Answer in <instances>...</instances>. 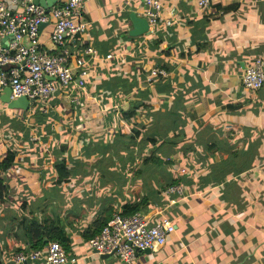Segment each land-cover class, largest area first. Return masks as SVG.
Returning <instances> with one entry per match:
<instances>
[{
	"label": "crops",
	"instance_id": "obj_1",
	"mask_svg": "<svg viewBox=\"0 0 264 264\" xmlns=\"http://www.w3.org/2000/svg\"><path fill=\"white\" fill-rule=\"evenodd\" d=\"M82 1L66 50L95 52L83 89L55 82L45 106L20 110L0 86V264L31 251L26 233L41 223L59 230L70 264H119L88 238L135 204L175 230L133 264H264V85H241L253 60L264 65V0H158L159 24L140 37L129 16L143 18L142 0ZM53 24L38 34L48 55ZM154 68L166 76L147 84ZM152 156L186 170L171 174L183 195L156 189L170 170Z\"/></svg>",
	"mask_w": 264,
	"mask_h": 264
},
{
	"label": "built area",
	"instance_id": "obj_2",
	"mask_svg": "<svg viewBox=\"0 0 264 264\" xmlns=\"http://www.w3.org/2000/svg\"><path fill=\"white\" fill-rule=\"evenodd\" d=\"M34 0L0 1V86L8 85L10 98H25L31 103L46 104L55 91L54 83L61 86L73 85L79 90L87 78L86 59L94 60L95 52L83 50L78 57L69 53L66 46L81 34L82 0H55L49 8L33 4ZM148 29H154L160 21L162 7L158 0H142ZM211 0H197V7L205 9ZM53 21L50 43L57 50L56 55H48L39 46L38 34L41 26ZM27 38L29 47L21 41ZM107 56L106 59H110ZM69 60L73 61L72 66ZM165 71L154 68L146 78L147 84L164 78ZM242 87L250 92L259 91L264 85V65L255 59L241 77ZM45 106V105H44ZM185 171L179 169V174ZM175 188V187H173ZM170 188L166 193H179L180 187ZM178 189V190H177ZM172 223L162 218L158 224L149 225L145 216L135 213L125 217L120 211H113L109 221L100 232L88 241L89 247L97 255L115 257L119 264H133L135 253L163 247L173 234ZM14 264H67L69 260L57 242H49L41 250L18 252L12 258Z\"/></svg>",
	"mask_w": 264,
	"mask_h": 264
},
{
	"label": "trees",
	"instance_id": "obj_3",
	"mask_svg": "<svg viewBox=\"0 0 264 264\" xmlns=\"http://www.w3.org/2000/svg\"><path fill=\"white\" fill-rule=\"evenodd\" d=\"M136 136H138V135H136ZM151 142L154 144L155 140L152 139ZM151 162L157 167H159L161 165H167L168 166L167 168L171 169L174 166V164L172 162H170V161L163 162L161 159H158L157 157H154V156H152ZM167 179L170 181L168 186L169 185H177L178 183H180L179 182L180 180L173 179L171 177L170 171L167 172ZM139 210H140V206L138 204H135L133 206H130V205L124 206L121 215L125 216V217H129L135 213H138ZM111 214H110V217H111ZM110 217L108 219H106V221L102 222V225H100L101 227H100L98 233L106 225V223L109 221ZM26 235H27V238L29 240V245H30L31 251L41 250L49 242H57L60 244V246L62 247L64 252H68L67 243L61 239L62 236H61L59 230L56 229L53 224H49V223L32 224L30 226L29 230L27 231ZM96 235L94 234V235L90 236L88 238V241L91 240Z\"/></svg>",
	"mask_w": 264,
	"mask_h": 264
},
{
	"label": "water",
	"instance_id": "obj_4",
	"mask_svg": "<svg viewBox=\"0 0 264 264\" xmlns=\"http://www.w3.org/2000/svg\"><path fill=\"white\" fill-rule=\"evenodd\" d=\"M55 2H56L55 0H34L33 4L39 5L43 8H49ZM129 18H130V21L132 23V30L129 33V35L131 37H140V36L150 34V31L148 30V24H147V21L145 19L139 18L135 14H130ZM21 43L25 48L29 47V42H28V39L26 37L22 39ZM1 101L3 103L7 104L9 109H20V110L27 109L29 102H31V101H27L23 97L15 99V100H11L9 88H5L3 90V95H2ZM145 220H147V217H145ZM157 248H161V247L154 246L153 249H157ZM149 252H150V250L144 251V253H149ZM94 253L97 254L96 252H94ZM137 255H138V252L135 253V257ZM99 257L101 259H109L110 258V256H103V255H99ZM67 264H70V263H67Z\"/></svg>",
	"mask_w": 264,
	"mask_h": 264
},
{
	"label": "rangeland",
	"instance_id": "obj_5",
	"mask_svg": "<svg viewBox=\"0 0 264 264\" xmlns=\"http://www.w3.org/2000/svg\"><path fill=\"white\" fill-rule=\"evenodd\" d=\"M174 166L171 169H169V168H165V169L170 170L171 174L177 176L179 170L177 168V165L174 164ZM183 170L185 171V173H184V175H185L186 174V170L185 169H183ZM158 175H160V173H157V176ZM176 176H172V178L175 179ZM169 183H170V181L167 180L166 182H158L157 184H155V186H156V189L159 190V192H161V193L164 192L165 193V194L163 193L164 195H183L184 194V192L182 191L181 188H180L181 192L179 191V193H177L176 191L172 192V193H166L170 188H173V187H175V188L178 187L179 188V185H169L168 186ZM175 188H173V189H175ZM159 192H157V194H159ZM159 195H161V194H159Z\"/></svg>",
	"mask_w": 264,
	"mask_h": 264
}]
</instances>
